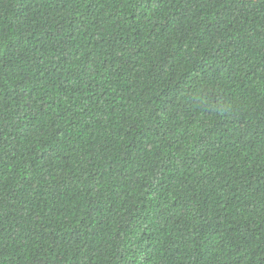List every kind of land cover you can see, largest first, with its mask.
<instances>
[{
	"label": "trees",
	"instance_id": "obj_1",
	"mask_svg": "<svg viewBox=\"0 0 264 264\" xmlns=\"http://www.w3.org/2000/svg\"><path fill=\"white\" fill-rule=\"evenodd\" d=\"M0 264H264V0H0Z\"/></svg>",
	"mask_w": 264,
	"mask_h": 264
}]
</instances>
